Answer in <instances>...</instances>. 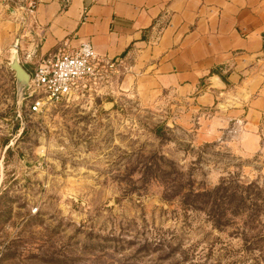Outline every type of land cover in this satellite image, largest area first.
Returning a JSON list of instances; mask_svg holds the SVG:
<instances>
[{
    "label": "rangeland",
    "instance_id": "374dc122",
    "mask_svg": "<svg viewBox=\"0 0 264 264\" xmlns=\"http://www.w3.org/2000/svg\"><path fill=\"white\" fill-rule=\"evenodd\" d=\"M12 23L0 19V264H264L262 144L245 150L231 124L202 131L215 106L193 98L142 101L121 88L129 70L34 111L9 62L15 48L32 71L35 46Z\"/></svg>",
    "mask_w": 264,
    "mask_h": 264
},
{
    "label": "crops",
    "instance_id": "0c3cea01",
    "mask_svg": "<svg viewBox=\"0 0 264 264\" xmlns=\"http://www.w3.org/2000/svg\"><path fill=\"white\" fill-rule=\"evenodd\" d=\"M0 19L26 24L35 62L89 40L126 60L121 88L142 101L175 93L202 112L215 106L202 131L231 124L245 150L264 146V0H38L32 16L0 0Z\"/></svg>",
    "mask_w": 264,
    "mask_h": 264
},
{
    "label": "built area",
    "instance_id": "2783aa9c",
    "mask_svg": "<svg viewBox=\"0 0 264 264\" xmlns=\"http://www.w3.org/2000/svg\"><path fill=\"white\" fill-rule=\"evenodd\" d=\"M32 16L38 0H3ZM129 69L124 58L99 56L89 40L76 47L63 41L54 52L41 54L29 79L30 108L78 102L100 93L112 80Z\"/></svg>",
    "mask_w": 264,
    "mask_h": 264
},
{
    "label": "water",
    "instance_id": "95a60500",
    "mask_svg": "<svg viewBox=\"0 0 264 264\" xmlns=\"http://www.w3.org/2000/svg\"><path fill=\"white\" fill-rule=\"evenodd\" d=\"M10 68L14 71L17 87L23 98H29L30 92L29 88V79L30 73L23 67L18 58V53H14V57L9 62Z\"/></svg>",
    "mask_w": 264,
    "mask_h": 264
},
{
    "label": "bare ground",
    "instance_id": "6f19581e",
    "mask_svg": "<svg viewBox=\"0 0 264 264\" xmlns=\"http://www.w3.org/2000/svg\"><path fill=\"white\" fill-rule=\"evenodd\" d=\"M17 52L15 48L12 49V57L11 59L14 57V53ZM19 58V57H18Z\"/></svg>",
    "mask_w": 264,
    "mask_h": 264
},
{
    "label": "trees",
    "instance_id": "16d2710c",
    "mask_svg": "<svg viewBox=\"0 0 264 264\" xmlns=\"http://www.w3.org/2000/svg\"><path fill=\"white\" fill-rule=\"evenodd\" d=\"M35 66H36V62H35V63L33 64V66H32V71L34 70ZM27 71H28V70H27ZM32 71H28V72L31 74Z\"/></svg>",
    "mask_w": 264,
    "mask_h": 264
}]
</instances>
